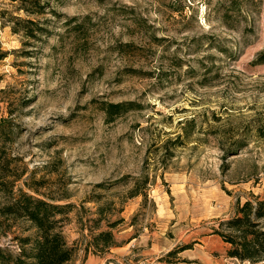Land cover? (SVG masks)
Returning a JSON list of instances; mask_svg holds the SVG:
<instances>
[{
	"label": "rangeland",
	"instance_id": "obj_1",
	"mask_svg": "<svg viewBox=\"0 0 264 264\" xmlns=\"http://www.w3.org/2000/svg\"><path fill=\"white\" fill-rule=\"evenodd\" d=\"M30 1L0 0V121L16 123L14 192L72 206L69 264H239L215 230L264 200V0ZM121 102L136 110L108 122L103 104ZM145 178L149 199L130 198ZM6 202L0 248L18 255L38 230ZM100 231L117 245L86 254Z\"/></svg>",
	"mask_w": 264,
	"mask_h": 264
},
{
	"label": "trees",
	"instance_id": "obj_2",
	"mask_svg": "<svg viewBox=\"0 0 264 264\" xmlns=\"http://www.w3.org/2000/svg\"><path fill=\"white\" fill-rule=\"evenodd\" d=\"M30 2L40 7V10H32L31 13L43 14L44 9L41 8L39 0ZM24 9L29 12L28 9ZM28 24L36 25L38 31H44L35 21L28 20ZM34 31L32 27H28L25 29V35L36 38ZM6 57L7 53L0 48V61ZM256 64H264V52L260 54ZM103 105L102 109L108 122H113L117 117L136 110L137 107L135 102L104 103ZM254 123L256 135L264 141V111L257 115ZM15 126V120L3 118L0 121V194L7 198L1 212L29 220L37 228L38 237L33 242L29 238L26 239L24 244H31V249L29 251L23 249L18 255L0 248V264H69L75 256L76 248L70 246L65 237L62 222L72 206L70 204L59 205L54 198L44 199L23 190H19L17 194L14 192L16 182L21 176L10 174L11 164L7 143L15 136ZM245 146L244 140H237L231 152L242 151ZM147 185V178L137 179L129 190V197L143 196L146 202L149 199L148 192L144 190L147 189ZM98 187L104 188L105 186L100 184ZM35 193H38V190H35ZM103 211L102 207L99 208L100 217L95 221L97 227L104 220ZM109 225L115 228L118 223L114 222ZM215 234L230 246L227 252L229 259L239 264H264V200L255 197L244 204H241L239 200L235 215L228 220L221 221ZM116 245L117 241L112 231H100L92 233V240L86 242L84 250L86 254L92 252L100 255ZM187 249L189 247H183L179 252Z\"/></svg>",
	"mask_w": 264,
	"mask_h": 264
}]
</instances>
